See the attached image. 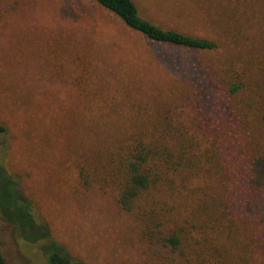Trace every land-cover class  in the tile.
Wrapping results in <instances>:
<instances>
[{"label":"rangeland","instance_id":"rangeland-1","mask_svg":"<svg viewBox=\"0 0 264 264\" xmlns=\"http://www.w3.org/2000/svg\"><path fill=\"white\" fill-rule=\"evenodd\" d=\"M133 1L153 24L219 44L207 53L164 51L185 70L200 69L194 72L197 87L207 77L204 71L214 75L229 58L240 65L261 55L264 62V26L256 23L264 0H249V24H256L243 32L228 28L224 0ZM81 48L95 52L92 62L72 56ZM157 49L90 0H0V213L6 219L0 214V253L6 264H47L46 229L69 256L68 264L159 263L113 195L98 187L86 192L75 177L87 118L78 90L89 78L112 83L115 99L122 91L117 83L148 101L155 98V83H165L170 95L192 94L180 83L170 86L164 64H152ZM82 68L93 72L80 76ZM166 92L157 90L160 98Z\"/></svg>","mask_w":264,"mask_h":264},{"label":"trees","instance_id":"trees-1","mask_svg":"<svg viewBox=\"0 0 264 264\" xmlns=\"http://www.w3.org/2000/svg\"><path fill=\"white\" fill-rule=\"evenodd\" d=\"M90 1L156 45L152 64H164L170 86L180 83L192 94L170 95L165 83H155V98L148 101L117 83L122 91L115 99L112 83L89 78L78 90L87 118L80 128L83 153L75 159V177L84 191L98 187L113 195L155 264H256L257 259L264 264L261 55L240 65L229 58L214 75L204 71L207 77L197 87L194 72L200 69L185 70L164 51L213 52L219 48L215 39L157 26L141 16L133 0ZM248 2L224 0L228 28L243 32L253 22ZM256 23L264 26V14ZM81 50L72 56L92 62L95 52ZM249 65L254 69H246ZM82 70L78 75L93 72ZM157 90L168 97L160 98ZM45 231L47 264H68L69 256ZM0 264H6L1 253Z\"/></svg>","mask_w":264,"mask_h":264}]
</instances>
